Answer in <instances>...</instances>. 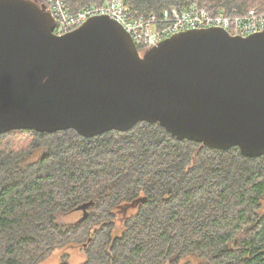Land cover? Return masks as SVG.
Segmentation results:
<instances>
[{
  "label": "trees",
  "instance_id": "trees-1",
  "mask_svg": "<svg viewBox=\"0 0 264 264\" xmlns=\"http://www.w3.org/2000/svg\"><path fill=\"white\" fill-rule=\"evenodd\" d=\"M61 1L75 14L107 0ZM123 2L134 15L192 3L212 14L264 11V0ZM134 202L114 238V209ZM73 213V225H60ZM76 246L83 264H264V156L180 142L147 123L94 138L0 135V264H39Z\"/></svg>",
  "mask_w": 264,
  "mask_h": 264
},
{
  "label": "water",
  "instance_id": "water-1",
  "mask_svg": "<svg viewBox=\"0 0 264 264\" xmlns=\"http://www.w3.org/2000/svg\"><path fill=\"white\" fill-rule=\"evenodd\" d=\"M33 0H0V135L83 138L159 125L177 141L264 156V31H186L140 53L114 20L63 37Z\"/></svg>",
  "mask_w": 264,
  "mask_h": 264
},
{
  "label": "built area",
  "instance_id": "built-area-1",
  "mask_svg": "<svg viewBox=\"0 0 264 264\" xmlns=\"http://www.w3.org/2000/svg\"><path fill=\"white\" fill-rule=\"evenodd\" d=\"M46 10L53 16V34L63 37L77 30L87 20L106 16L117 22L132 38L142 54L160 42L186 31L218 28L231 36L248 37L264 31V11L212 14L197 3L170 8L161 14L134 15L123 0H107L103 6L91 5L70 14L61 0H49Z\"/></svg>",
  "mask_w": 264,
  "mask_h": 264
},
{
  "label": "rangeland",
  "instance_id": "rangeland-1",
  "mask_svg": "<svg viewBox=\"0 0 264 264\" xmlns=\"http://www.w3.org/2000/svg\"><path fill=\"white\" fill-rule=\"evenodd\" d=\"M49 0H47L46 4L43 5L46 9ZM43 150V149H42ZM42 152H34L32 157L29 158L26 162H31L41 156ZM137 204H125L121 205L118 208L114 209L115 214V229L113 231V237H117L122 230V224L126 217L130 216L134 210L136 209ZM80 218L79 213H73L70 216H61V221L59 222L60 225H64L66 227H70L73 225L78 219ZM58 223V224H59ZM86 253L84 252L83 248L76 246L72 249H59L54 252L50 257L45 259L44 261L40 262L39 264H61L66 262L68 264H83L86 261ZM200 264L195 258H189L186 260L180 261L179 264Z\"/></svg>",
  "mask_w": 264,
  "mask_h": 264
}]
</instances>
